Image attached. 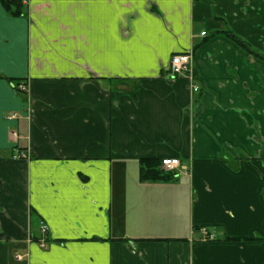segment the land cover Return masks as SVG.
<instances>
[{"label":"crops","instance_id":"obj_1","mask_svg":"<svg viewBox=\"0 0 264 264\" xmlns=\"http://www.w3.org/2000/svg\"><path fill=\"white\" fill-rule=\"evenodd\" d=\"M2 1L0 264H264V0Z\"/></svg>","mask_w":264,"mask_h":264},{"label":"built area","instance_id":"obj_2","mask_svg":"<svg viewBox=\"0 0 264 264\" xmlns=\"http://www.w3.org/2000/svg\"><path fill=\"white\" fill-rule=\"evenodd\" d=\"M202 34L205 35L206 32H203ZM169 73L172 77H185V78L189 79L190 81H193V78H194V74H193V52L188 51V52L179 53V54L174 55L170 60ZM18 88L21 91L27 90L26 85H23V84L19 85ZM194 91L195 92L199 91V87L197 85L194 86ZM11 117L15 118L16 115H13ZM162 167L164 168V170H167V171H173V170H177V169H186L183 166L181 160L171 159V158L164 159L162 161ZM47 231H48L47 226L43 225L42 226V232L44 235L43 237L46 236ZM203 237H204V239H213L214 238V236L209 235L206 230H203ZM40 246H42V247L47 246L46 238H43L40 241ZM16 259L21 261V260H23V257L20 255H17Z\"/></svg>","mask_w":264,"mask_h":264},{"label":"trees","instance_id":"obj_3","mask_svg":"<svg viewBox=\"0 0 264 264\" xmlns=\"http://www.w3.org/2000/svg\"><path fill=\"white\" fill-rule=\"evenodd\" d=\"M6 11L13 16H21L23 13L22 1L21 0H3L2 1ZM228 35L233 38L243 49L259 56L263 59L264 55L256 53L250 48V45L244 41L242 38L236 36L235 34L229 32ZM20 83V82H17ZM15 83V85L17 84ZM264 157V155H263ZM162 160L158 158H145L140 160V177L144 181H162L168 180L172 176V172L164 171L162 168Z\"/></svg>","mask_w":264,"mask_h":264},{"label":"rangeland","instance_id":"obj_4","mask_svg":"<svg viewBox=\"0 0 264 264\" xmlns=\"http://www.w3.org/2000/svg\"><path fill=\"white\" fill-rule=\"evenodd\" d=\"M22 84H23V85H26L25 83L20 82V83H17V84L15 85V88L19 89L18 86H19V85H22ZM24 93H26V91H25Z\"/></svg>","mask_w":264,"mask_h":264}]
</instances>
